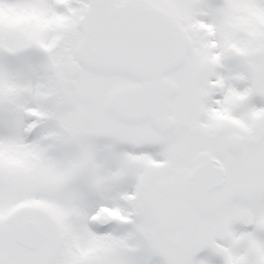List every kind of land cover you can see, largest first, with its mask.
Returning a JSON list of instances; mask_svg holds the SVG:
<instances>
[{
    "label": "snow or ice",
    "instance_id": "1",
    "mask_svg": "<svg viewBox=\"0 0 264 264\" xmlns=\"http://www.w3.org/2000/svg\"><path fill=\"white\" fill-rule=\"evenodd\" d=\"M0 264H264V0H0Z\"/></svg>",
    "mask_w": 264,
    "mask_h": 264
}]
</instances>
